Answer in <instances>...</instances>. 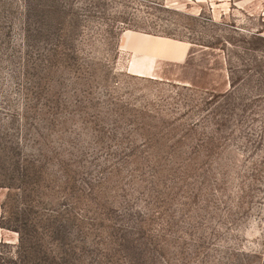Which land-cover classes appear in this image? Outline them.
Here are the masks:
<instances>
[{
  "label": "rangeland",
  "instance_id": "rangeland-1",
  "mask_svg": "<svg viewBox=\"0 0 264 264\" xmlns=\"http://www.w3.org/2000/svg\"><path fill=\"white\" fill-rule=\"evenodd\" d=\"M0 241L264 264V0H0Z\"/></svg>",
  "mask_w": 264,
  "mask_h": 264
},
{
  "label": "trees",
  "instance_id": "trees-1",
  "mask_svg": "<svg viewBox=\"0 0 264 264\" xmlns=\"http://www.w3.org/2000/svg\"><path fill=\"white\" fill-rule=\"evenodd\" d=\"M169 37V36H168ZM22 230L19 229V228H16V231L19 233L20 235V240H19V245L16 249V251H14L12 254H11V258H9L11 260V262L19 255H24L25 254V251L27 253V249L29 248L30 251L34 252V254H37V253H43L45 252L43 248V246L41 245V243L37 240V241H33L32 242V248H30V246L28 245V243H31L30 242V239H29V233H27L26 229H25V226L22 227ZM31 238V237H30ZM34 245H36L34 247ZM3 247H6V244L1 242L0 241V260L2 259V255H3V251H2V248ZM39 248V249H38ZM24 249V250H23ZM45 255V254H44ZM14 257V258H13ZM1 264V262H0Z\"/></svg>",
  "mask_w": 264,
  "mask_h": 264
},
{
  "label": "crops",
  "instance_id": "crops-1",
  "mask_svg": "<svg viewBox=\"0 0 264 264\" xmlns=\"http://www.w3.org/2000/svg\"><path fill=\"white\" fill-rule=\"evenodd\" d=\"M122 37H123V36H122ZM118 48H119L121 51L128 52V53L131 55V59H132V55H133V54H132V52H131L130 50H128V49H121V41H119ZM155 51H156V50H151V49H148V48H143L141 52H142L143 54L147 55L148 57H152V58L154 59V61H156L157 58H154V56H153L154 54H157ZM157 52L167 55L166 53H163V52L158 51V50H157ZM167 56H168V55H167ZM131 61H132V60H130V62L128 63L127 69H128V67L130 66V64H131Z\"/></svg>",
  "mask_w": 264,
  "mask_h": 264
}]
</instances>
